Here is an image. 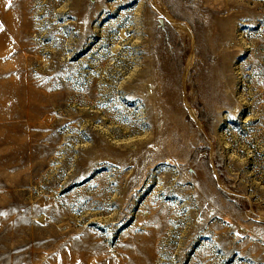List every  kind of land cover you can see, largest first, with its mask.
Masks as SVG:
<instances>
[{
	"label": "rangeland",
	"instance_id": "1",
	"mask_svg": "<svg viewBox=\"0 0 264 264\" xmlns=\"http://www.w3.org/2000/svg\"><path fill=\"white\" fill-rule=\"evenodd\" d=\"M0 264H264V0H0Z\"/></svg>",
	"mask_w": 264,
	"mask_h": 264
}]
</instances>
